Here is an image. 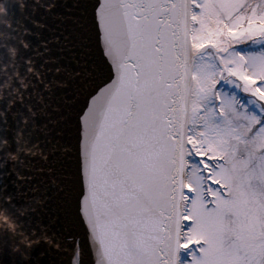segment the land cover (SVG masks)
I'll use <instances>...</instances> for the list:
<instances>
[{
  "label": "snow or ice",
  "instance_id": "obj_1",
  "mask_svg": "<svg viewBox=\"0 0 264 264\" xmlns=\"http://www.w3.org/2000/svg\"><path fill=\"white\" fill-rule=\"evenodd\" d=\"M55 4L70 22L58 45L78 75L39 118L67 131L68 150L45 163L54 169L39 183L46 204L28 216L19 193L34 195L36 183L0 169L13 196L3 206L39 241L17 251L22 236L0 231V264H56L64 243L41 239L40 225L61 237L60 221L78 229L72 264H264V0ZM20 47L21 61H37L35 48ZM0 56L10 58L6 48ZM29 78L27 89L15 83L35 103L29 94L44 84ZM13 111L28 108L18 101ZM0 125L15 143L9 120Z\"/></svg>",
  "mask_w": 264,
  "mask_h": 264
},
{
  "label": "clouds",
  "instance_id": "obj_2",
  "mask_svg": "<svg viewBox=\"0 0 264 264\" xmlns=\"http://www.w3.org/2000/svg\"><path fill=\"white\" fill-rule=\"evenodd\" d=\"M13 5L20 12L25 13V16H17ZM55 7V0H0V48H6L10 57L0 56V119L7 121L9 112H11L12 117L19 122V126L14 129L16 147L15 149L9 147L6 153L3 150L12 144V140L5 134L7 130L5 126L0 125V169L11 166V171L15 172L19 181L24 182L34 180L37 174L42 175L43 173H52L54 171V169L43 165L36 167L30 158H39L45 164L49 161L52 153L68 150L67 146L63 145L59 140L52 141L51 139L50 134L53 131L52 126L57 123L56 119L45 121L42 124L38 122L41 115H51L48 111L49 107L58 110L59 106L52 103L56 95V89L58 87H69V79L53 77L49 80L47 73L49 71L66 73L68 78H74L75 75H78L72 69L60 64L62 57L45 55L52 52L51 45H67L68 40H61L60 36H52L48 40H42L41 44L35 47L34 56L45 57V64H57L58 67L55 69H48L43 65L41 69H38L36 67L37 61L33 57H26L24 61L20 60L21 45L25 49L33 48L32 42L27 37L29 35H41L40 32H33L28 27L26 19H32V23L37 25L38 28L47 27L42 20L27 16V10L31 8L32 13L35 14L40 8L51 10ZM56 18L59 20L65 19L60 14H57ZM15 41H18L19 44L15 43ZM60 50L63 51L64 49L61 48ZM25 62L28 65L27 73L21 70L22 64ZM31 75L39 77L40 83L44 84L43 90L37 86L35 92L29 94L35 103H27L21 87L15 83V81L19 80L20 85L27 89L33 83L29 78ZM18 101L26 103L27 112L13 111ZM37 104L40 107H37ZM36 131L49 137L50 147H45L42 141L33 139ZM23 169H27L32 175H27ZM44 179H47V177H44ZM51 179L56 182L55 176H52ZM17 187L23 190L24 184L17 182ZM6 189L7 185L0 188V231L6 229L11 233L22 236L20 243L16 245V249L17 251H23L21 245L31 246L39 241L32 240L27 232H20L21 224L17 220L16 215L10 213L3 206L4 200L13 199L11 194L6 193ZM29 191L34 193V195L28 196L23 191L19 193L27 200L26 204L17 206V211L22 217L28 216L32 212H38L46 204L47 197L41 194L43 189L39 183L30 185ZM40 227L44 230V235L41 239L46 240L57 248L62 246V237L56 236L55 233L48 235V225L41 224ZM25 256H27V253H25Z\"/></svg>",
  "mask_w": 264,
  "mask_h": 264
},
{
  "label": "water",
  "instance_id": "obj_3",
  "mask_svg": "<svg viewBox=\"0 0 264 264\" xmlns=\"http://www.w3.org/2000/svg\"><path fill=\"white\" fill-rule=\"evenodd\" d=\"M13 9L16 12L17 16H20V17L25 16V13L20 12V10L18 8H16L14 5H13ZM63 13H64V6L62 4L59 5L58 7H56L52 12H47V13L45 12V10L43 8H40V10L38 12H36L35 14L32 13L31 8H29L27 10V16H30L36 20H42L47 25V27L41 29V28L34 26V24L32 23V19H26V23H27L28 27L31 28L33 30V32H40L41 33L40 36L29 35L27 37V39H29L32 42L33 48H35L37 45H40L42 40H48L52 36H57L61 32L68 29L70 22L65 23L62 20H59L56 18L57 14L62 15ZM51 47H52V52L50 53V55L56 56V57H62V59L60 60L61 65H64V66H66L72 70L77 69V64L72 60V53L71 52L61 51L60 46L58 44H53V45H51ZM27 54L32 55V52L30 51ZM44 64H45V57H43V56L38 57L37 58V67H40ZM56 67H58L57 64H51L50 63V64L46 65V68H48V69H55ZM47 76H48V79H52L54 76L57 79H69L67 77L66 73H59V75L57 76L54 71H49L47 73ZM71 87H72V81L69 79V87L66 89H59V88L56 89V94L59 95L61 92H69V91H71ZM17 107H19V106H17ZM8 120L12 124V127L14 129L16 125H15V121L13 120L11 113H9ZM38 122L42 124L43 118L42 117L39 118ZM52 127H53V131L50 134L52 141L69 140L70 139L67 131H65V134L63 136L59 135L62 126L57 125V126H52ZM6 134L9 138L13 137V131H11V130H9ZM33 139L42 141L43 146H45V147H50L49 137L45 136L43 133H41L39 131H36L34 133ZM15 147H16V144L13 143L12 148L15 149ZM30 159L32 160V162L34 163V165L36 167H40L41 165L46 167L44 162L39 160V158H30ZM10 167L11 166H9V168ZM23 170L25 171L26 174H29V171L27 169H23ZM12 179H15L14 175L10 178L8 190H9V192L14 193L16 191V188L11 184ZM41 179H42V175L37 174L33 183H40ZM41 187H42V185H41ZM22 203H23L22 200H17V204H22ZM44 222L45 223L48 222L47 218H45ZM52 230L57 231V233L63 238V243L65 246V251H61L57 254L56 264H72L73 243L70 242L68 238L70 236L77 235V233H78L77 227L75 225H70L66 230L64 222L60 221V222H58L52 226ZM45 264H47V261H45Z\"/></svg>",
  "mask_w": 264,
  "mask_h": 264
},
{
  "label": "flooded vegetation",
  "instance_id": "obj_4",
  "mask_svg": "<svg viewBox=\"0 0 264 264\" xmlns=\"http://www.w3.org/2000/svg\"><path fill=\"white\" fill-rule=\"evenodd\" d=\"M183 256H184V258H186V259H190V257L188 256V254L185 252V253H183Z\"/></svg>",
  "mask_w": 264,
  "mask_h": 264
}]
</instances>
